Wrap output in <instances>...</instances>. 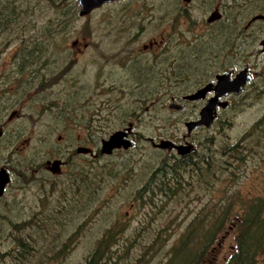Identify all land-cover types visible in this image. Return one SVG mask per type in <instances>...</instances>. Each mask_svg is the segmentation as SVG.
Listing matches in <instances>:
<instances>
[{
	"label": "rangeland",
	"instance_id": "rangeland-1",
	"mask_svg": "<svg viewBox=\"0 0 264 264\" xmlns=\"http://www.w3.org/2000/svg\"><path fill=\"white\" fill-rule=\"evenodd\" d=\"M29 2L33 9L29 24L20 23L12 31L0 33V104L4 105L0 111V166L10 167L12 179L0 203V264H83L96 241L109 229L123 228L122 224L127 230L117 235V246L123 250L133 246V250L127 255L117 253L108 264H128L143 251L141 264H160L195 217L202 216L203 226L213 223V213L225 193L245 199L261 194L263 178L257 161L241 166L230 160L227 167L222 165H228L224 163L228 159L222 158L225 161L220 163L217 156L219 149L236 142L264 113V52L259 45L264 20L244 28L261 15L258 7L263 3L238 0L239 15H235L230 11L236 10L230 8L232 2L226 0H192L189 4L182 0H121L80 17L76 0ZM74 2L76 11L72 10ZM216 7L223 19L227 12L236 20L226 34L218 31L220 23L206 24ZM184 8L189 19L181 14ZM49 24L50 31H45L42 27ZM163 35L170 36L168 50H143ZM209 37L220 50L227 40L229 44L236 39L229 62L238 68L248 65L255 73L242 94L228 100L227 109L219 110L210 129L191 134L200 151L205 144L215 153L214 180L205 176L208 185H204L192 174L185 177L177 196L167 199L154 194L156 207L145 203L147 197L142 203L136 192L162 160L172 158L169 151L153 148L146 140L159 143L186 134L183 122L197 115L198 104H190L179 114L168 109L170 96L180 98L194 89L185 83L197 79L193 77L197 69L211 65L213 59L205 53L212 46H205ZM39 40L47 48L46 64L35 65V77L28 72L17 76L20 50ZM130 51H137L138 57H128ZM219 60L223 58L219 56ZM171 69L181 71L185 83H160V71ZM39 81L42 88H38ZM25 83L28 94L17 96L19 84ZM129 123L134 132L131 149L101 156V140ZM77 146L91 149L97 157L75 155L53 173L44 168L47 160H67L68 151L73 153ZM78 171L87 180L95 178L81 186L83 193L75 194L72 179ZM21 173L25 176L20 177ZM234 203L232 211L240 212L238 201ZM230 225L225 224L204 264H222L233 252L235 230ZM155 237L163 239L156 257L160 246L152 245ZM18 241L30 246L21 251V259L17 258ZM65 247L66 254L58 256ZM257 264H264V255Z\"/></svg>",
	"mask_w": 264,
	"mask_h": 264
},
{
	"label": "trees",
	"instance_id": "trees-1",
	"mask_svg": "<svg viewBox=\"0 0 264 264\" xmlns=\"http://www.w3.org/2000/svg\"><path fill=\"white\" fill-rule=\"evenodd\" d=\"M228 1L233 4L229 7L231 9H236L230 10L231 13L234 12L235 15H239L237 11L239 9L236 7V1L238 0H226V2ZM256 1L258 3H263L262 6L258 7V10L262 12L260 13L261 15H264V0ZM23 3L21 4L18 0H0V33L10 32L20 23L24 25L29 24L28 20L33 14L32 5L29 0H24ZM76 6L74 2L72 10L76 11ZM223 7L225 8L224 10H227L228 6L226 5L225 7V5H223ZM230 15L231 14L225 12L224 19L223 17L221 19L222 24L218 30L219 32L226 34L228 31L232 30V24L236 22V20L231 18ZM230 18L232 22H229L231 20ZM42 28H44L45 31H50L51 25L49 24ZM234 31H236V28H234ZM235 35H237V33ZM235 40L236 39H232L231 46L236 51L235 46L237 45H235ZM46 49V46L43 45V42H40V40L32 41L23 46L16 58L17 76L28 72L30 77H35L33 72L38 70V67H35V65L42 61L43 66L47 62L45 60L47 57ZM41 82L42 81H39L38 88L44 86ZM33 83L35 84V82ZM19 87V90L16 91L17 96L20 95V97H23L28 94V83L19 84ZM3 107L4 105H1L0 111L3 110ZM210 148L204 144L201 146V151L198 156H195L196 154L194 153H190L182 157H174L166 161L162 160L160 166L155 169L146 183L136 192V198L144 203L143 198L147 197L145 203H149L151 206L156 207V204L152 201L154 194H163L166 198L168 197L167 199L177 196L185 185V177L191 176L192 174L199 177L201 181L203 180L204 185H208L205 181V176H211L212 181L214 180L212 177L214 174L213 165L217 163L214 159L215 153H213ZM222 158H227L228 160L226 161L229 163ZM217 159H220V163L225 161L224 163L228 165H221L227 167L231 166L230 160L241 166L246 164L249 160L257 161L258 172L261 173L263 178V191L260 195L249 199H245L239 194L227 195V193H225L218 204V211L213 213V223L206 227L200 223L203 221L199 220L202 216L195 217L185 229V233L183 232L175 243L164 253V259L160 260V264H204L211 254V249L216 239L228 222L231 224L229 228L235 230V245L233 252L222 264H257L259 258L264 255V169H262L264 167V113L255 121L250 130L242 135L236 142L231 145H225L219 149ZM170 161L172 163L168 164ZM218 166L219 171H221L222 168L220 164ZM27 167L31 166L28 165ZM185 172L189 173L183 177V173ZM22 176L25 175L22 174ZM86 176L87 175L84 174L83 171L75 172L72 179L75 194L83 193L84 191L81 190V186L89 185L91 180L95 178V176H93L91 179L87 180ZM88 191L93 193L91 188H89ZM235 200L238 201V205H240L239 208L242 209L240 212L234 211V209L232 211ZM212 206L214 207V205ZM123 225L124 224L121 225L123 228L119 227V229L115 230L109 229L105 232L101 238L96 241L93 249L85 257L83 264H108L117 253L119 254V252L123 251L124 254L127 255L128 252L132 251L133 246L127 247L126 250H123V246H117V235L121 232L123 234L127 230V227ZM133 239L135 240L137 238L134 237ZM161 240L163 239L155 237L151 243L153 246H160ZM25 241L31 243L28 239ZM69 241L71 242L72 239H69ZM17 245L19 251L17 258L21 259V251L30 249V246H28V243L20 241L17 242ZM162 248L163 246H160L157 249L156 254H154L155 257L160 254ZM65 249L66 247L58 256L63 257L64 254H66ZM34 250L35 247L32 246L31 252H34ZM144 253L145 251L128 264L143 263ZM154 255L152 258H154Z\"/></svg>",
	"mask_w": 264,
	"mask_h": 264
},
{
	"label": "flooded vegetation",
	"instance_id": "flooded-vegetation-1",
	"mask_svg": "<svg viewBox=\"0 0 264 264\" xmlns=\"http://www.w3.org/2000/svg\"><path fill=\"white\" fill-rule=\"evenodd\" d=\"M119 1H121V0H118L116 2H119ZM116 2H113V3H116ZM182 2H183V0H182ZM183 3L184 4H189V3H185V2H183ZM110 4H112V3H110ZM105 5H107V4H105ZM216 9L219 11V13H221V11L219 10V8H217V7L214 8L211 12L215 11ZM211 12L209 13V15L211 14ZM181 14H183V16H186V19H189V14L187 13V10L186 9L184 11H181ZM209 15L206 18V24L208 26L217 25L219 23H220V25L222 24L221 23V19L220 20L217 19V20L208 22L207 19H208ZM258 16H261V15H258ZM221 17H223V12L221 13ZM263 17H264V15H263ZM258 20L261 21V20H264V18L263 19H258ZM255 21H257V20H254L253 22H250L249 24L247 23L244 28L245 29H249L250 28V25L252 23H254ZM230 25H231V23H230ZM210 33L212 35L215 34L213 32H210ZM263 39H261L260 42ZM260 42H259V45H260ZM170 43H171L170 36L169 35L168 36L167 35H163V36H161V38L159 39V41H155V40L150 41L149 44H148V46H144L143 47V50L145 52H150V53H156L157 51H159L160 49H162V47L163 48H166L168 50ZM214 45H215V40H212L209 37V42L208 43H205V46L206 47L211 46V47L210 48H207V50L205 51V53H207V55L209 56V58H212L213 60H212V62H210L211 65H208L207 66L208 69H202V70L201 69H197L195 71V76H193L194 78H197L195 80H191L190 79L188 81V83H185L186 77L183 75V73L181 71H177V69H171V71L170 72H167V73L160 71V74H159L160 75V78H161V80H160L161 82L160 83H162V82H165L166 83L168 81L175 80V81H173V83L176 84V85L177 84L185 83V84L191 85L192 87L195 86L194 89H192V90L188 89L185 93H182V96L180 98L170 96V104L173 103V102H175V104H177L179 106V109H177V110L170 109L169 108L170 104H169L168 105V109L169 110L174 111V112L180 114V113H184L185 111H187V107L190 104H198V108H199V109H197V115L194 116L193 119H188L187 121L183 122V125H184L185 130H186V134L185 135H181V137L170 136L171 138L169 137L166 140V141H169V142L173 143V145H174V146H169L168 148L164 149V150L170 152V154L172 155V158H174V157L177 158L179 156L182 157V156H185V155H189L190 153H194V154H196L195 156H198L199 153H200V149L198 148L197 145H195L194 142L191 141V139H190L191 134L194 131H197V130H201V129L208 130V129H210L213 126V123L217 119L216 118L214 120V122L211 124V126L208 127V128L205 127V126H195L190 132H188L187 131L186 124L188 122H196V121L199 120V118H200L199 117V113H200L201 109L206 105V103H207V101L209 99H211L212 97H214L215 93L211 89L209 92L206 93V95L204 96L203 99H199V100H196V101L185 100V97L186 96L191 95V94H194L196 91H198L199 89H201V88H203V87H205L207 85H213L214 86L216 84V82H217V77L218 76H225V75H228L230 72H232V76H231L230 79L233 80V79L236 78V76L243 69L247 68V75H250L251 76V80L244 86V88L242 90V92H243L244 89L248 85H250L252 83V80H253V78L255 76V73L251 70V68L248 65H244L241 68L240 67L239 68L238 67H233L231 65V63L229 62L230 61L229 59H231V57H229V52L231 51L230 48H232V46H231V43L230 42L228 44V40H227V45L225 46V48H223L221 50L218 49L217 46H214ZM215 47L217 48V51H218L219 55L216 53ZM261 50H262V48H261ZM128 53L130 54V56H128V57H132L133 55H135L137 53V51H135V52L130 51ZM219 56H221L223 58V60H219ZM135 57H138V56L135 55ZM184 58H186V57H184ZM128 69H132V68H128ZM132 71H133V69H132ZM182 75H183V77H182ZM242 92H241V94H242ZM239 96H234L233 94H229L227 97L222 98L221 100L222 101L225 100V101L228 102V106H227V108H228L229 107V101L228 100H230L233 97L237 98ZM227 108H225V109H227ZM225 109H221V108L217 107L218 115H219V110H225ZM145 111H148V108H145ZM98 117L101 119V116H98ZM129 124L131 125V132L128 134L127 139L131 142L130 138L132 137V134L134 132H133V125L131 123H129ZM128 125L126 127H128ZM126 127L122 128V129H117L115 131L124 130V129H126ZM0 135L1 136L3 135L2 129H0ZM58 140L60 141L61 140V137H58ZM102 140H104V139H102ZM146 141L150 143L151 147L156 148V149H159V148L153 146V144H157V143H155V141L153 139L147 138ZM132 145H133V143H132ZM79 148H85V147L77 146V148L75 149V151L73 153L72 152L69 153V151H68V153H67V155H68L67 160H64V161H60V160H52V161L51 160H47L45 162V164H44L45 165L44 168L46 170H49L51 173H53V172L59 171V169H61V168L65 167L66 165H68L70 159L73 158V157H75V155H89V156L97 157V153L94 154L93 151L91 149H89V148H87V149H89L92 152V154H89V153L88 154L78 153L77 151H78ZM178 148H180V149H178ZM129 149H131V148H129ZM129 149H127V150H129ZM122 150L123 149L114 150L110 155H107V156H111L114 153L119 152V151H122ZM160 150H163V149H160ZM180 153H183V154H180ZM102 155L103 154H101V156ZM65 159H66V157H65ZM55 162H58V165L56 167L53 165V163H55ZM1 169H4L5 171H7L8 175H9L10 180H9V183L6 185V187H7L10 184V182L12 181V179H11V173L9 171L8 165H2V166H0V170ZM34 172H38V170H36ZM46 180H48V179H46ZM6 187L4 188L3 193L0 196V203H1V199L4 197V195L6 193L5 192L6 191Z\"/></svg>",
	"mask_w": 264,
	"mask_h": 264
},
{
	"label": "water",
	"instance_id": "water-1",
	"mask_svg": "<svg viewBox=\"0 0 264 264\" xmlns=\"http://www.w3.org/2000/svg\"><path fill=\"white\" fill-rule=\"evenodd\" d=\"M79 8L78 15L80 17L87 16L91 12L96 9L101 8L105 4H110L116 2L118 0H76ZM191 0H183L185 3H189ZM220 18V13L216 9L211 12L207 21L211 22ZM263 16H256L252 20L263 19ZM260 46L262 51L264 52V39L260 42ZM232 72L225 76H218L216 84L207 85L194 94L188 95L185 97V100L196 101L199 99H203L207 92L211 89L215 93L214 97L209 99L206 105L201 109L199 113V120L196 122H188L186 124L187 131L190 132L195 126H205L210 127L211 124L218 116L217 107L221 109H225L228 106V102L225 100H221L222 98L227 97L229 94H233L234 96H239L244 88V86L251 80V76L247 75V68L243 69L235 79L231 80ZM170 108L179 109L174 103L170 104ZM131 132V125L124 130L115 131L108 136L107 139H104L100 142V154L110 155L114 150L123 149L127 150L131 148V142L127 139L128 134ZM153 146L159 149H166L169 146H174L173 143L162 140L157 144H153ZM180 149V148H178ZM188 149V148H187ZM78 153L84 154H92V152L87 148H79ZM183 154V153H180ZM56 167L58 162L53 163ZM9 175L7 171L4 169L0 170V196L3 193L4 188L9 183Z\"/></svg>",
	"mask_w": 264,
	"mask_h": 264
},
{
	"label": "bare ground",
	"instance_id": "bare-ground-1",
	"mask_svg": "<svg viewBox=\"0 0 264 264\" xmlns=\"http://www.w3.org/2000/svg\"><path fill=\"white\" fill-rule=\"evenodd\" d=\"M221 19V13H220V18H219V20ZM252 22H253V20H252ZM176 106H178L177 104H175ZM179 107V106H178ZM169 108H170V106H169ZM170 109H174V108H170ZM174 110H177V109H174ZM131 146H132V143H131Z\"/></svg>",
	"mask_w": 264,
	"mask_h": 264
}]
</instances>
